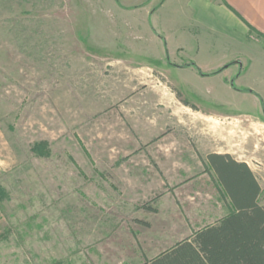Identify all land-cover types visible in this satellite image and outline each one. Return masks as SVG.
I'll return each instance as SVG.
<instances>
[{"label": "rangeland", "instance_id": "rangeland-1", "mask_svg": "<svg viewBox=\"0 0 264 264\" xmlns=\"http://www.w3.org/2000/svg\"><path fill=\"white\" fill-rule=\"evenodd\" d=\"M161 1L0 0V264L159 256L230 213L211 154L264 206V90L203 70L225 48L196 54L185 1Z\"/></svg>", "mask_w": 264, "mask_h": 264}, {"label": "trees", "instance_id": "trees-1", "mask_svg": "<svg viewBox=\"0 0 264 264\" xmlns=\"http://www.w3.org/2000/svg\"><path fill=\"white\" fill-rule=\"evenodd\" d=\"M208 162L230 213L143 264H264L261 185L250 167L231 155L211 154Z\"/></svg>", "mask_w": 264, "mask_h": 264}, {"label": "crops", "instance_id": "crops-1", "mask_svg": "<svg viewBox=\"0 0 264 264\" xmlns=\"http://www.w3.org/2000/svg\"><path fill=\"white\" fill-rule=\"evenodd\" d=\"M184 1L188 11L187 20L191 23L188 34L199 45L194 49L196 54L212 53L211 47L208 46L212 38L218 39L219 48L222 50L225 48L226 54L220 58L222 62L217 67L208 68L200 64L201 68L209 69L211 72L222 68V71L216 73V76H222L226 68L230 71L229 68L235 67L237 75L233 77L232 72L231 79L226 78L227 83L230 81L234 86L236 81H240L246 90L250 89L249 91L253 93L263 91L264 71L256 67V60L264 62V0ZM170 3L171 0H162L158 9L167 7ZM144 8L145 6L141 5L135 6L136 11ZM232 60L234 62L229 65V61ZM172 64L176 65L173 67L176 69L188 67L169 58L167 65L170 67ZM257 71L259 75H256ZM190 101L198 106L197 103Z\"/></svg>", "mask_w": 264, "mask_h": 264}]
</instances>
